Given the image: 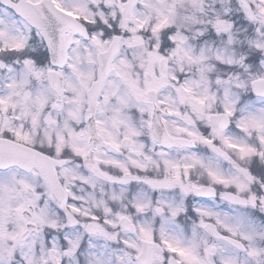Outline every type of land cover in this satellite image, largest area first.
<instances>
[{
  "label": "snow or ice",
  "instance_id": "obj_1",
  "mask_svg": "<svg viewBox=\"0 0 264 264\" xmlns=\"http://www.w3.org/2000/svg\"><path fill=\"white\" fill-rule=\"evenodd\" d=\"M0 264H264V0H0Z\"/></svg>",
  "mask_w": 264,
  "mask_h": 264
}]
</instances>
